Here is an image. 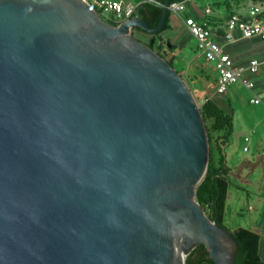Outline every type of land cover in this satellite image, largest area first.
<instances>
[{"label":"water","instance_id":"1","mask_svg":"<svg viewBox=\"0 0 264 264\" xmlns=\"http://www.w3.org/2000/svg\"><path fill=\"white\" fill-rule=\"evenodd\" d=\"M170 3L152 27L85 0H0V264H186L200 244L236 264L233 230L197 199L201 107L133 31L159 33Z\"/></svg>","mask_w":264,"mask_h":264},{"label":"crops","instance_id":"2","mask_svg":"<svg viewBox=\"0 0 264 264\" xmlns=\"http://www.w3.org/2000/svg\"><path fill=\"white\" fill-rule=\"evenodd\" d=\"M131 1L137 2L138 0ZM253 6L264 8V0H188L186 2V10L183 12L182 17L187 18L192 16L199 21H207L208 24L221 35L224 33L226 21L233 13H238L241 16L247 17L250 8ZM174 16L175 15L172 16V29L170 30H188L186 29L187 27L185 26L183 19ZM161 37L163 36L161 35ZM220 40L223 42L222 38ZM177 45L178 48L172 52V54L176 56L175 64L178 65V68H176L185 78L193 80L196 86V89H193L194 93L197 92V94L202 95L206 91H210V96L215 95L217 74H214L215 70L211 63L206 62L207 66H205V68H200L199 65H197L195 52L198 48L196 40L194 41V49L184 51L183 49L186 48L185 46L180 47L179 44ZM224 47L225 51L231 55L237 65L248 64L252 58H258L262 62L257 73H246L245 76L255 82L258 94L264 99V41L259 37L242 38L236 33V39L233 42L224 44ZM194 64L197 68L194 74L195 76H193L191 72V67ZM190 65L191 67H189ZM208 68L212 69L213 73H209ZM236 84L243 85L240 82ZM202 86L206 91H204ZM249 92L252 95L250 90ZM226 95V102L228 101L232 103L231 96H229L228 93ZM228 105V110L234 112L231 105L229 103ZM241 127L246 128V123H243ZM257 131L256 128H253L251 133L257 134ZM234 132L235 131H233V134ZM252 134L244 135V141L246 136L250 137L249 142L245 141L244 147H248V150L246 151L250 150L251 144L254 141ZM256 144L258 149L257 156L253 155L246 157L242 161L237 162L234 166L228 163L226 147H224L225 162L230 168L228 173L230 183L225 204L224 224L226 225L228 213L231 216H240L241 210L248 205V209L254 212L253 219L250 218L249 221L247 220L243 223L236 222L231 227L226 226L233 231L237 228L244 227L260 234V255L264 260V207L262 208V206H264V138L259 137ZM258 167L262 170L259 173L255 171ZM230 176H233L235 180H237V183H233ZM234 195L237 197L236 204L234 201ZM252 195H255V197Z\"/></svg>","mask_w":264,"mask_h":264},{"label":"trees","instance_id":"3","mask_svg":"<svg viewBox=\"0 0 264 264\" xmlns=\"http://www.w3.org/2000/svg\"><path fill=\"white\" fill-rule=\"evenodd\" d=\"M174 1L184 0H171V2ZM164 2L165 0L143 2L138 6L135 15L144 19L150 26L156 27L162 16ZM172 16V12L168 9L164 27L157 34L147 33L140 27L133 29L134 34L151 47L159 49V37L164 31L172 29ZM110 22L115 25L118 24L117 22ZM170 43L172 46L169 50L173 52L178 48V45L172 41ZM164 56L172 65H175L176 56L174 54L168 56L165 53ZM215 95L222 96L220 94ZM215 95L207 97L201 107L209 135L210 156L206 175L198 186L197 199L203 207L209 206L211 219L215 220L221 227L228 229L224 224V212L230 183L228 177L230 168L225 162L224 147L227 146L234 131V112L226 110L216 100ZM233 235L238 242L236 264H264L260 255V234L251 229L240 227L233 231ZM207 256L205 246L200 244L187 256L186 264H203L207 260Z\"/></svg>","mask_w":264,"mask_h":264},{"label":"built area","instance_id":"4","mask_svg":"<svg viewBox=\"0 0 264 264\" xmlns=\"http://www.w3.org/2000/svg\"><path fill=\"white\" fill-rule=\"evenodd\" d=\"M187 1L171 2L169 10L173 15L183 19L185 26L195 38L198 48L195 56H203L213 65L217 74L215 94L226 95L232 85L240 82L252 92L251 103H264L256 90L255 82L245 76L246 73H257L262 62L258 58H252L248 64L237 65L224 47V44L236 39V33L242 38L259 37L264 41V8L251 7L247 17L233 13L226 21L224 33L220 35L207 21H199L192 16L182 17ZM85 2H87L89 10L94 9L109 22L119 24L136 16L135 12L143 2H156V0H138L137 2L131 0H85ZM221 38L223 42L220 40ZM245 141L249 142L250 137L246 136ZM244 150H248V147L245 146ZM206 207L209 208V206Z\"/></svg>","mask_w":264,"mask_h":264},{"label":"rangeland","instance_id":"5","mask_svg":"<svg viewBox=\"0 0 264 264\" xmlns=\"http://www.w3.org/2000/svg\"><path fill=\"white\" fill-rule=\"evenodd\" d=\"M174 17H176V16H174ZM162 36H163L162 41L160 40V37L158 39V47H159V50L161 53L165 51L168 54V56H171V54H172V52L169 50L170 48L168 47V43H167L168 41H172L173 43L175 42V43L179 44L180 47L185 46L186 48L183 49L184 51L194 49L195 38L193 37L192 34L189 33L188 30H185V29L167 30V31H164L162 33ZM160 43H161V46H159ZM196 53H197V51L195 52V54ZM206 62H208V61L203 56H199L196 59V63H197V65H199L200 68H205V66H207ZM175 67L178 68V65L175 64ZM189 67H191V65ZM213 69H214V67H213ZM196 70H197V68H196V65L194 64L191 67V72H192L193 76H195L194 74H195ZM209 73H213V70L209 69ZM214 74L216 75L215 71H214ZM187 82H188L190 88L192 89V91L194 92V90L196 89V86H195V83L193 82V80L187 79ZM202 88H203V86H202ZM204 91H206V90L204 89ZM210 93H211L210 91H208V92L206 91L202 95L197 94V92L194 93L200 107H202V105L206 101L207 97L210 96L209 95ZM228 95L231 96L230 98L232 100V103H230L228 101L226 102L225 98H227V95H225V96L224 95H222V96H218V95L216 96L215 95V98L223 107H225L226 110H228V108H229L228 103L234 109V114H233L234 120H233V122H234V131L235 132H234V134L232 133L231 137L229 138L228 145L225 146L228 163L230 165L234 166L237 162L242 161L246 157L256 155L258 152L257 144H256L257 140L259 137L264 138V103H262V104L251 103L250 99H251L252 95L250 94L249 90L241 84L232 85L229 88ZM223 96H224V98H223ZM243 123H246V128L241 127ZM253 128H256L258 130L257 134L251 133ZM244 133L246 135L252 134V136L254 138V141L251 144V148L249 151L243 150V147L245 145V141L243 139L244 135H245ZM256 156H255V158H256ZM255 171L257 173H259L262 170L260 169V167H258L257 170L255 169ZM255 171H254V173H255ZM230 177H231V180L233 183H237V180H235V178L233 176H230ZM252 196L255 197V195H252ZM234 201L236 204L237 197H235V195H234ZM263 207L264 206H262V208ZM204 209H205L206 213L208 214V216L210 217L211 209L207 208L206 206L204 207ZM240 213H241L240 216H231L228 213L227 219H226V225L228 227H231L236 222L243 223L247 220L249 221L250 218L251 219L254 218V212L252 210L248 209V205H246L241 210Z\"/></svg>","mask_w":264,"mask_h":264},{"label":"flooded vegetation","instance_id":"6","mask_svg":"<svg viewBox=\"0 0 264 264\" xmlns=\"http://www.w3.org/2000/svg\"><path fill=\"white\" fill-rule=\"evenodd\" d=\"M165 53H166V52H165ZM204 263L215 264L214 261L211 259V257H210L209 255L207 256V260H206L205 262H203V264H204Z\"/></svg>","mask_w":264,"mask_h":264},{"label":"bare ground","instance_id":"7","mask_svg":"<svg viewBox=\"0 0 264 264\" xmlns=\"http://www.w3.org/2000/svg\"><path fill=\"white\" fill-rule=\"evenodd\" d=\"M184 258H185V256H184Z\"/></svg>","mask_w":264,"mask_h":264}]
</instances>
